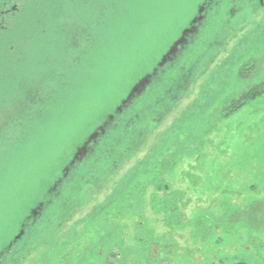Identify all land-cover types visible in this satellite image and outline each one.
Wrapping results in <instances>:
<instances>
[{
    "label": "rangeland",
    "instance_id": "1",
    "mask_svg": "<svg viewBox=\"0 0 264 264\" xmlns=\"http://www.w3.org/2000/svg\"><path fill=\"white\" fill-rule=\"evenodd\" d=\"M23 7L0 25V264H264V94L229 115L264 81V0Z\"/></svg>",
    "mask_w": 264,
    "mask_h": 264
},
{
    "label": "flooded vegetation",
    "instance_id": "2",
    "mask_svg": "<svg viewBox=\"0 0 264 264\" xmlns=\"http://www.w3.org/2000/svg\"><path fill=\"white\" fill-rule=\"evenodd\" d=\"M24 1L25 0H14V4L10 7V9H6V6H7V4L8 3H12L13 1L12 0H3V2H2V4H1V10H0V25L1 24H5L6 23V20L7 19H9V15H13V16H15V15H17L19 12H20V14H21V12L23 11V9H24V7L21 9V6H22V3H24ZM27 1V3H29L30 2V0H26ZM205 5H207V4H205ZM204 5V6H205ZM15 10H18V11H15ZM22 10V11H21ZM202 11V10H201ZM16 13V14H15ZM200 19H201V21H200ZM203 19V15H199L196 19H195V23H193L191 26V29L190 30H187L186 32H185V35L182 37V39L180 40V44H178V45H176V46H173L172 47V49L170 50V52L168 53V56L167 57H165L164 58V63L162 64V65H158V66H156V68H153V71H151V74L150 75H152L151 76V78L148 80L149 81V83L145 86L146 87V89L150 86V84L152 83V79L153 78H155L156 77V75L158 76V74H159V71L161 72L160 73V78L157 80V82L162 78V79H164L165 78V80L167 81L168 79H169V75H167L166 77H163V75H164V73H165V70H167V67H174V65L177 63V58H178V55H176V53L177 52H179L180 54H184L183 52H184V50H185V48L188 46V43L190 42V36H191V34H194L195 33V31H196V29H198V28H200V25L202 26V20ZM198 27V28H197ZM193 33H192V32ZM198 31V30H197ZM196 31V32H197ZM189 32H191L190 34H188ZM175 45V44H177V42L175 43V42H173L170 46H172V45ZM176 52V53H175ZM165 81V82H166ZM160 82V81H159ZM165 82H163L162 83V85L165 83ZM169 88V87H168ZM167 88V89H168ZM146 89L144 90V91H146ZM142 95V94H141ZM140 95V96H141ZM140 96H138L137 98H139ZM137 98H135V99H137ZM136 101V100H135ZM134 101V102H135ZM158 101V100H157ZM127 102V101H126ZM125 102V103H126ZM134 102H133V104H134ZM124 103V104H125ZM124 106L122 105L120 108H118V109H116V111H117V114H119V113H122L123 112V110H122V108H123ZM113 119V117H109V121L111 122V120ZM107 126H108V124L106 123L105 125H103V133L102 134H104L105 133V130H106V128H107ZM102 134H100V135H102ZM130 134V133H129ZM100 135H99V137H100ZM94 141H96V139L95 140H93L91 143H94ZM93 147H94V145L93 144H87V152L85 153V157H87L91 152H94V149H93ZM85 157H83V158H85ZM52 195V194H51ZM51 195H49V196H51ZM42 204V203H41ZM42 207H43V204L42 205H40L38 208H37V211L39 212L41 209H42ZM36 211V212H37ZM35 211H33V214L35 215V213H36ZM37 212V213H38ZM28 221H29V219L28 218H26V220L24 221V224H23V226H25V225H27V223H28ZM16 244V243H15ZM15 246V245H14Z\"/></svg>",
    "mask_w": 264,
    "mask_h": 264
},
{
    "label": "trees",
    "instance_id": "3",
    "mask_svg": "<svg viewBox=\"0 0 264 264\" xmlns=\"http://www.w3.org/2000/svg\"><path fill=\"white\" fill-rule=\"evenodd\" d=\"M252 66V65H251ZM253 67V66H252ZM264 94V81L260 82L257 85L251 86L246 89L239 97L230 101V112L229 115L238 111L244 104L256 98L259 95ZM9 250V249H8ZM9 253H5V255L0 257V261L8 258Z\"/></svg>",
    "mask_w": 264,
    "mask_h": 264
},
{
    "label": "water",
    "instance_id": "4",
    "mask_svg": "<svg viewBox=\"0 0 264 264\" xmlns=\"http://www.w3.org/2000/svg\"><path fill=\"white\" fill-rule=\"evenodd\" d=\"M201 11H199V13H200ZM179 43V42H178ZM177 43V44H178ZM174 46H176V45H174ZM151 76L152 75H146V76H144L141 80H139L137 83H136V85H134V87H132V89H130V92L128 93V95H127V100L128 99H130L131 97H134L133 95L135 94H137V96L143 91V89H144V87L149 83V79L151 78ZM127 100H125V101H127ZM125 101H122V103H121V105L118 107V108H120L124 103H125ZM117 108V109H118ZM103 133V129L102 128H98L92 135H91V137H89V139L87 140V143L88 142H90L89 140H91V141H93V140H95L96 138H97V136L98 135H100V134H102ZM86 143V144H87ZM87 152V145H85L82 149H80V150H77V154L73 157V160L71 161V162H73L74 163V161H76V160H80L84 155H85V153ZM72 163V164H73ZM67 172V170H65L64 171V173H66ZM63 173V174H64ZM52 191V190H51ZM37 209V208H36ZM35 209V210H36Z\"/></svg>",
    "mask_w": 264,
    "mask_h": 264
},
{
    "label": "snow or ice",
    "instance_id": "5",
    "mask_svg": "<svg viewBox=\"0 0 264 264\" xmlns=\"http://www.w3.org/2000/svg\"><path fill=\"white\" fill-rule=\"evenodd\" d=\"M191 2L193 4L197 3V2H201L202 3V0H191ZM8 117L7 116H4V115H0V122L6 120Z\"/></svg>",
    "mask_w": 264,
    "mask_h": 264
}]
</instances>
